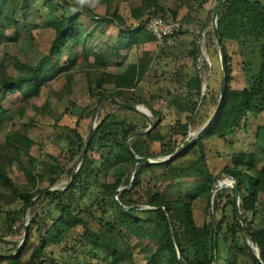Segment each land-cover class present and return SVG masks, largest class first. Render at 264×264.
Returning <instances> with one entry per match:
<instances>
[{
    "label": "trees",
    "instance_id": "trees-1",
    "mask_svg": "<svg viewBox=\"0 0 264 264\" xmlns=\"http://www.w3.org/2000/svg\"><path fill=\"white\" fill-rule=\"evenodd\" d=\"M56 1L46 2L48 14L41 17L46 20L43 26L53 30L54 38L47 54L30 64L9 48L17 45L21 30L33 34L42 25L28 21L29 0H0V101L18 92L23 96L21 104L0 116V136H5L0 143V218L4 220L0 241L12 245L5 237L14 232L26 208L30 223L26 242L19 251V244L7 250L0 247V264H73L71 259L79 262L75 264H263L258 252L264 258V124L251 129L250 120L264 114V3L239 0L234 4L226 0L218 15L227 59L226 95L218 117L188 152L168 163L138 165L132 179L135 158L128 140L137 156L163 155L178 148L179 137H188L190 126L191 132L205 126L206 122L197 120V108L205 100L201 75L205 60H198L197 43L191 41L185 52L198 69L190 74L181 66L173 72L166 61L173 60L178 52L165 47L169 41L175 46L181 44V35L186 32L182 24L165 39L163 55L157 58L153 73L177 119L174 125L162 126L165 115L147 103L139 90L140 79L122 87L119 79L124 74L109 69L122 68L125 53L144 43V24L149 17L179 21V7L167 6L160 0H139L141 15L147 18L140 27L131 28L122 27L124 19L117 12L103 16L81 2ZM196 1L186 0L188 13ZM232 6H238L235 12L240 14L236 44L256 46L260 58L259 71L240 89L232 86L223 30L235 20V15L229 14ZM212 15L213 11L209 24ZM84 21L92 22L93 28L87 29ZM100 24L119 26L120 30L113 44L100 45L99 49L109 53L102 60V68L94 69L91 59L102 37L97 31ZM209 35L216 46L212 30ZM67 55H71V65L77 68L71 73L65 72ZM80 71L87 81L84 92L96 100L95 105L103 98L101 109L105 113L109 112L108 105L118 110L107 113L99 122L71 184H66L65 190L45 195L64 178L70 181L76 164L72 162L80 157L86 140L78 121L76 127H67V132L60 133L58 138L64 137L68 145L57 155L33 154L40 130L58 128L67 113L57 111V104L53 106L56 91L50 82L64 76L71 87L69 93H74V76ZM46 90L45 104L35 105L34 99ZM107 97L125 104H146L155 115L154 124L158 121L156 127L147 136L130 138L146 130L151 121ZM51 106L54 109L48 110ZM36 111H45L53 123L35 119ZM207 140L220 141L223 146L221 150L216 148L213 155L223 164L220 174L225 177L219 181L231 177L238 186L244 224L231 185L216 188L213 212H209L213 186L219 181L209 167ZM152 145L158 146L161 153H150ZM196 149L199 156L188 158ZM120 189L123 191L118 193ZM39 194L42 197L28 208ZM197 201L207 203L201 225L194 215ZM45 228L48 229L43 232ZM12 253L11 257H3Z\"/></svg>",
    "mask_w": 264,
    "mask_h": 264
},
{
    "label": "rangeland",
    "instance_id": "rangeland-1",
    "mask_svg": "<svg viewBox=\"0 0 264 264\" xmlns=\"http://www.w3.org/2000/svg\"><path fill=\"white\" fill-rule=\"evenodd\" d=\"M49 0H29L30 12L27 13L28 21L35 25L39 23L40 28L34 30L33 34H28L25 30H21L19 34V41L16 46H12L9 48L10 52L13 55L18 56V58L30 64H36L45 54H47L51 42L54 38V32L51 28L47 26H43L45 19L41 17H45L48 14V7L46 2ZM56 3V0H51ZM192 1V0H191ZM219 0H197L195 6L190 13H188L186 0H160V3L165 4L171 7H179V16L178 20L181 21L183 26V30L186 31L185 35H181V44L178 43L176 46L173 45L172 41H169L165 47L171 52H178L173 60L166 61L169 63L168 67L173 72L179 70L181 66H185L190 74H193L195 69H198V65L196 68L194 67L193 60L189 58L185 52L186 48L190 45L191 41H195L197 43V49L199 50L198 60L202 62L205 60V65L202 68L201 75L203 78V95L204 102L201 101L200 105L197 108L198 118L197 120H201L209 123L216 112L217 102L220 101V93H221V85H222V66L219 56L218 47L214 46L210 41L209 33L212 30V24H209V17L211 12L215 9ZM239 0H233L234 4H237ZM264 3V0H260ZM73 4L80 2V0H70ZM86 7H89L96 13L100 15H111L114 12H117L120 17L124 19V24L122 27H131L138 28L145 21L147 16L143 17L138 8L139 0H84L83 2ZM238 6H232L229 14L235 15V20H231L228 23V27L223 29L225 33V41L228 47V51L230 54V67L232 71V86L234 88H243L252 78V76L259 71L260 68V58L258 54V48L254 45H239L236 44L238 40L237 29L238 23L240 20V14L235 12V9ZM84 26L87 29H92L94 24L92 22L84 21ZM240 24V23H239ZM119 26L115 25H107L100 24L97 31L102 33V37L100 39V44L95 48V54L92 56V65L94 69L102 68V60L109 53L107 49H99L100 45H110L113 44L117 36L119 35ZM145 40L144 43L134 49L131 53H125L126 62L122 66V68L118 69H109L114 73H123L124 76L119 79L120 85L124 87L129 81H136L140 79L139 90L142 91L143 96L147 103L152 105L153 109L156 111H161L165 116L162 121V126H170L174 125L177 114L173 107H170L166 103V93L161 85L157 83V79L154 76L153 68L156 65V60L159 58L162 53V47L158 46L156 42L151 38L152 36L147 33L144 28ZM151 36V37H150ZM184 41V43L182 42ZM185 44V47L183 44ZM184 47V48H183ZM181 48V49H180ZM78 54L79 51H76ZM144 52H148L150 55L143 54ZM75 53V51H73ZM71 56V55H70ZM70 56H66L64 58L66 73H71L77 70L76 66L71 65ZM202 60V61H201ZM78 62H81V58H79ZM165 62V63H166ZM126 69V70H125ZM124 71V72H123ZM75 82H74V93H69L71 91V87L66 82L64 76H61L58 79L52 80L50 82V86L54 88L56 91L55 102L51 103L54 107L57 104V111L61 112L66 110L67 113L65 116L59 121V127L56 129H41L39 135L36 137V145L33 147V154L40 156L42 153H50L57 155L62 148H66L68 143L64 137L59 139V135L61 132H67V127L74 128L76 127V123L79 122L78 129L81 134L86 138V133L89 132L92 125L98 126L99 122L102 118L111 111H117L118 109L115 106H110L107 103L105 104L109 106L107 113L101 109V104L98 110H96V100L90 99V97L84 92V88L86 86V77L83 75V71L75 74ZM44 91L39 97L34 99L35 105L43 106L47 100V92ZM23 101V96L21 93H15L9 95L4 100L0 101V116H4L5 113L11 109L16 108ZM95 105V106H94ZM49 107L48 110L54 109V107ZM138 111L141 114L148 116L149 121L154 124L155 115L150 110V108L146 104H139ZM45 111H36L35 119L39 120L41 123H53V120L50 117H46L44 115ZM150 124V123H148ZM258 124H264V114L259 116L256 119L250 120V127L254 129ZM190 134L186 138L179 137V149L186 141L190 140L194 134L198 133V129L191 132V126L189 127ZM5 139L4 135L0 136V143H3ZM206 154L209 158V167L212 173L215 175V178L219 179L221 177H225V175L220 174V170L223 166L222 163H219L216 159L213 158V155L216 152V148L218 150L222 149V144L217 140H207L205 143ZM192 148V147H191ZM224 149V148H223ZM190 150V149H189ZM188 150V151H189ZM187 151V152H188ZM161 153V150L158 146L152 145L150 148V153ZM200 152L196 149L188 158H196L198 157ZM95 157H98L97 153H94ZM162 156V155H157ZM163 157V156H162ZM161 157V158H162ZM79 157L75 158L76 162L75 168L78 165L77 160ZM71 163V164H72ZM22 176V175H20ZM70 180V179H69ZM111 181V179H109ZM217 181V182H218ZM69 181L67 178H64L56 187L63 188ZM232 184V181L228 178H223L217 184V187L229 186ZM215 199V197H214ZM207 203L205 201H197L194 205V215L197 223L199 225L202 224L205 217ZM214 205V201H213ZM212 205V197L209 202V212H213ZM212 207V209H211ZM4 220L0 218V227H3ZM29 224L30 229V223ZM24 216L20 218L15 225L14 232L11 235H7L5 239L7 241H11L12 245H8L7 243L0 241V247L4 250L11 249L15 245H21L22 240L24 238ZM28 229V232H29ZM48 228H45L46 232ZM34 240L37 242V236L34 237ZM65 257V255H64ZM58 258V257H57ZM65 259V258H64ZM64 261V260H63ZM65 261H69L65 259ZM71 263L75 264L79 263L71 259Z\"/></svg>",
    "mask_w": 264,
    "mask_h": 264
},
{
    "label": "water",
    "instance_id": "water-1",
    "mask_svg": "<svg viewBox=\"0 0 264 264\" xmlns=\"http://www.w3.org/2000/svg\"><path fill=\"white\" fill-rule=\"evenodd\" d=\"M226 2V0H219L215 9L213 10V15H212V21H211V24H212V31H213V35H214V38H215V41H216V46L218 47V51H219V56H220V61H221V66H222V85H221V93H220V102H219V105L217 106V109H216V112H215V115L213 117V119L205 124V126L198 131V133L194 134L193 137L186 141L179 149H176V150H173V151H170V152H167L165 154H163L161 157L160 156H146V157H140V156H137L134 151L132 150L131 148V145L129 143V140H128V148L129 150L131 151V153L133 154L134 158H135V162H134V165H133V172H132V179L134 177V174H135V169L138 165H148V164H164V163H168L169 161H171L172 159L186 153L189 149H191V147H193L196 142L198 141V139L200 138V136L212 125V123L215 121V119L218 117L219 113H220V110L223 106V103H224V100H225V95H226V87H227V59H226V54H225V50H224V47H223V43H222V40H221V37H220V34H219V26H218V15H219V12L223 6V4ZM106 99H109V100H112L114 101L119 107H123V108H128V109H131V110H136V111H140L139 109V104H125L115 98H111V97H107ZM103 98H101L99 100V102L97 103V106H96V110L99 109L100 107V104L102 102ZM158 123V121H157ZM157 123L153 124L151 123L149 125V127L144 130V131H141V132H137L135 133L133 136H131L130 138H133L134 136H147L157 125ZM97 126L95 125H92L89 132H88V135L86 137V140H85V144L83 146V149H82V152L80 154V157L78 159V165L76 167V169H74V172L72 174V177L69 181V183L67 184V186H69L71 184V182L73 181L75 175L77 174V172L79 171L80 167H81V164H82V161H83V158L85 157V155L87 154V151H88V148H89V145H90V142L94 136V132H95V129H96ZM129 138V139H130ZM228 179H230L232 181V184L231 186L233 187L234 191H235V199L237 200V205L239 204V191H238V186L236 185V183L234 182V180L231 178V177H226ZM58 188L56 186L50 188L49 190H47L44 194H50L52 192H56V191H62V190H65V188ZM216 188H217V185H214L213 186V192H212V205H213V201H214V197H215V193H216ZM123 191V189H120L118 191V193H121ZM43 194H39L32 202L31 205L28 206L31 207L32 205H34L41 197H42ZM148 209H152V208H148ZM157 209H160V208H156ZM212 209V207H211ZM238 209H239V213H240V219L243 223V219H242V216H241V212H240V207L238 205ZM213 210V209H212ZM212 213V212H211ZM29 221V218L27 216V208L24 210V238L22 240V243L21 245L19 246L18 248V251L23 247V245L25 244L26 242V239H27V236H28V229H29V224L27 223ZM214 221V226H215V230H216V225H215V220ZM244 224V223H243ZM172 234H173V238L176 242V239H175V234H174V230L172 228ZM214 245L216 247V239L214 241ZM14 254H9V255H6V256H3V257H11L13 256ZM1 256V255H0ZM179 258H181V255L179 254ZM258 258L259 260L264 264V258L262 256V253L261 251L259 250L258 252Z\"/></svg>",
    "mask_w": 264,
    "mask_h": 264
},
{
    "label": "built area",
    "instance_id": "built-area-1",
    "mask_svg": "<svg viewBox=\"0 0 264 264\" xmlns=\"http://www.w3.org/2000/svg\"><path fill=\"white\" fill-rule=\"evenodd\" d=\"M181 27L180 21H166L160 16H151L144 24V28L151 35L158 46L165 45V39L178 31Z\"/></svg>",
    "mask_w": 264,
    "mask_h": 264
},
{
    "label": "clouds",
    "instance_id": "clouds-1",
    "mask_svg": "<svg viewBox=\"0 0 264 264\" xmlns=\"http://www.w3.org/2000/svg\"><path fill=\"white\" fill-rule=\"evenodd\" d=\"M80 2H81V3H83V2H84V0H80Z\"/></svg>",
    "mask_w": 264,
    "mask_h": 264
}]
</instances>
